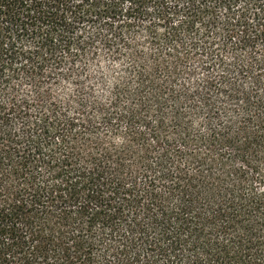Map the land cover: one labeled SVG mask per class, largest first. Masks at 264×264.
<instances>
[{
  "label": "trees",
  "instance_id": "trees-1",
  "mask_svg": "<svg viewBox=\"0 0 264 264\" xmlns=\"http://www.w3.org/2000/svg\"><path fill=\"white\" fill-rule=\"evenodd\" d=\"M0 264H264V0H0Z\"/></svg>",
  "mask_w": 264,
  "mask_h": 264
}]
</instances>
